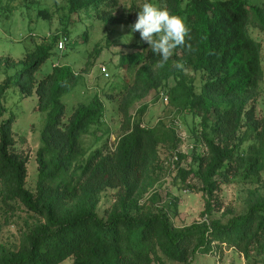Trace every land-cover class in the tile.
<instances>
[{
	"label": "trees",
	"instance_id": "1",
	"mask_svg": "<svg viewBox=\"0 0 264 264\" xmlns=\"http://www.w3.org/2000/svg\"><path fill=\"white\" fill-rule=\"evenodd\" d=\"M163 1L165 9L183 17L191 28L192 51L177 48L160 67L161 57L139 35L133 52L120 60L121 66L132 68L134 79L119 106L127 128L114 146L107 141L97 147L108 135L99 95L70 112L64 103L82 81L81 74L66 65L53 67L40 82L37 74L56 42L69 41L70 29L91 17L113 25L134 24L140 9H132L126 21L116 14L118 0H66L70 28L66 26L52 46L41 45L18 63L0 58L6 76L0 86V121L8 111V91L15 85L27 98L38 95L45 120L35 193L27 188V162L12 151L14 117L0 124V208L5 213L20 208L41 221L27 226L19 250L0 245V264H194L198 255L224 248L235 249L246 264H264V198L227 222L184 228L175 227L165 213L143 212L138 201L147 173L159 161V147L175 143L177 137L172 124L143 125L146 105L132 113L136 103L161 89L178 116L200 118L207 153L196 157V167L180 169L179 175L183 182L192 176L202 184L203 216L210 218L216 210L218 191L229 182L233 164H244L246 178L264 172V116L257 118L255 106L264 79L262 48L249 34L250 26L264 32V6L247 0ZM88 34L85 31V42ZM176 61L184 63L183 69L174 66ZM188 71L202 73L200 91ZM169 80L175 85L166 90ZM87 137L94 138L89 149ZM107 190L121 194L101 217L98 208Z\"/></svg>",
	"mask_w": 264,
	"mask_h": 264
},
{
	"label": "rangeland",
	"instance_id": "2",
	"mask_svg": "<svg viewBox=\"0 0 264 264\" xmlns=\"http://www.w3.org/2000/svg\"><path fill=\"white\" fill-rule=\"evenodd\" d=\"M219 1V0H212ZM250 5L264 6V0H247ZM149 0H118L117 15L128 21L130 13L141 9L143 3ZM161 8H166L163 0H151ZM187 2V1H186ZM132 9H135L132 11ZM69 5L66 0H2L0 1V58L18 63L29 53L41 45L52 46L53 39L61 36L63 29L69 26ZM133 24H109L99 21L95 17L86 19L78 24L76 30L70 29L72 35L66 40V49L61 51L59 44L65 39H59L54 46L51 58L43 65L37 74L38 82L43 80L55 66H70L77 74L82 75V81L73 92L68 94L64 103L70 112L79 103H88L99 95L105 104L104 123L108 135L97 147L107 143L114 146L116 139L124 134L127 123L119 109L125 97V89L134 79L131 67L121 66V58L132 53L131 48L138 40L139 33L131 31ZM87 27V30H86ZM85 31L88 40L84 41ZM249 34L257 41L262 50L264 70V32L249 27ZM131 37L127 42L123 38ZM107 67L109 77L101 71ZM187 74L196 78L198 90L203 84L202 73ZM6 76L1 74L0 86ZM175 85L169 80L166 90ZM163 89L151 92L148 97L133 106L132 113L147 106L143 117V125L152 128L159 122L172 124L177 132L175 143L159 147V161L150 168L146 175L141 191L137 194L142 205V211L165 213L171 223L178 228L190 227L195 224L213 220L227 222L234 216L247 211L251 203L264 198V172L258 176L248 178L244 164H233V171L229 174V182L222 184L218 191V204L212 216H203L205 211L204 193L198 179L189 176L186 182L180 177V169L197 166L196 157L204 156L207 148L201 139L200 118L181 115L178 116L170 102L162 100ZM167 95V94H166ZM256 116H264V79L260 84V94L255 102ZM7 112L0 121L2 124L11 116L15 119L13 134L15 146L13 153L27 162V188L35 193L39 180V166L37 152L41 147V136L44 128V116L39 111V98L35 93L32 97H25L20 87L15 85L8 91L6 102ZM93 137L85 138V146L90 148ZM176 146V149H175ZM249 144L244 145L247 150ZM181 156V157H180ZM176 158L178 160H176ZM191 187V188H189ZM121 192L107 190L101 195L98 208L99 216L104 217L116 205ZM139 196V197H138ZM156 196V199H152ZM0 208V245L8 251L19 250L23 234L27 226L39 224L38 218H31L25 210L16 208L5 213ZM64 264H72L67 261ZM194 264H246L244 257L235 249L224 248L213 255H198Z\"/></svg>",
	"mask_w": 264,
	"mask_h": 264
},
{
	"label": "clouds",
	"instance_id": "3",
	"mask_svg": "<svg viewBox=\"0 0 264 264\" xmlns=\"http://www.w3.org/2000/svg\"><path fill=\"white\" fill-rule=\"evenodd\" d=\"M133 33L138 32L140 39L146 42L151 50L161 59L158 65L163 67L173 57L177 48H187L192 51L191 28L185 19L179 15L171 14L167 9L149 2L143 3L138 16L130 26ZM131 37L123 38L127 42ZM174 66L183 69L184 63L176 61Z\"/></svg>",
	"mask_w": 264,
	"mask_h": 264
},
{
	"label": "built area",
	"instance_id": "4",
	"mask_svg": "<svg viewBox=\"0 0 264 264\" xmlns=\"http://www.w3.org/2000/svg\"><path fill=\"white\" fill-rule=\"evenodd\" d=\"M65 42H66V40L64 41H61L60 42V44H59V49L61 50V51H65V49H66V44H65ZM101 71L103 72V74L106 76V77H109V75H108V71H107V67H105V66H103V67H101ZM161 98H162V100H164V101H166V102H168L169 101V97L165 94V93H163L162 95H161ZM176 160H178L177 158H176Z\"/></svg>",
	"mask_w": 264,
	"mask_h": 264
}]
</instances>
